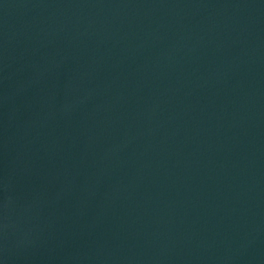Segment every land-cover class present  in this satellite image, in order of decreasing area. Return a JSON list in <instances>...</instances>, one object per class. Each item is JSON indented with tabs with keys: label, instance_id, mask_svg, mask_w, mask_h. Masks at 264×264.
Masks as SVG:
<instances>
[{
	"label": "water",
	"instance_id": "95a60500",
	"mask_svg": "<svg viewBox=\"0 0 264 264\" xmlns=\"http://www.w3.org/2000/svg\"><path fill=\"white\" fill-rule=\"evenodd\" d=\"M0 264H264V0H0Z\"/></svg>",
	"mask_w": 264,
	"mask_h": 264
}]
</instances>
